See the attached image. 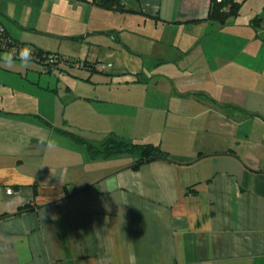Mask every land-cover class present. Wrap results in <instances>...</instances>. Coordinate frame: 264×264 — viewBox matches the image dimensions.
Here are the masks:
<instances>
[{
    "label": "crops",
    "instance_id": "0c3cea01",
    "mask_svg": "<svg viewBox=\"0 0 264 264\" xmlns=\"http://www.w3.org/2000/svg\"><path fill=\"white\" fill-rule=\"evenodd\" d=\"M25 1L0 0L9 38L85 64L0 53V264H264V0L224 24L210 0ZM112 138L168 157L91 155Z\"/></svg>",
    "mask_w": 264,
    "mask_h": 264
},
{
    "label": "trees",
    "instance_id": "16d2710c",
    "mask_svg": "<svg viewBox=\"0 0 264 264\" xmlns=\"http://www.w3.org/2000/svg\"><path fill=\"white\" fill-rule=\"evenodd\" d=\"M74 1H78L81 3H89L104 10H112L121 13L126 11L121 2L122 0H74ZM241 6H242V2L236 0H210L209 10L207 12L206 19L211 21H216L219 24H224V22L228 18L238 16ZM1 29H2V36L7 41V46H10L14 43H19L11 40L8 34L5 32V30L2 27ZM6 49L7 48H3L0 50L6 51ZM32 49L35 51V56H36V58H33L32 60L38 62L41 65L46 66L47 68H49V70H58V69L67 70V68L72 67L75 62H80L81 63L80 67L84 66L85 64V62H81L78 59L75 60L65 55H60L57 52H44L42 50L33 47ZM49 54L59 55L60 57L65 58L67 60L66 61L67 63L63 66L48 64L47 59ZM88 149L91 152L92 156H102V157H109L111 155H115L118 153L138 152L139 158L132 165V168H138L143 163L149 162L153 159H158V158L167 159L168 157L166 153L162 152L155 145L128 143L125 140L116 139V138L106 140L104 143L101 144L99 148H96L91 144H88Z\"/></svg>",
    "mask_w": 264,
    "mask_h": 264
},
{
    "label": "rangeland",
    "instance_id": "374dc122",
    "mask_svg": "<svg viewBox=\"0 0 264 264\" xmlns=\"http://www.w3.org/2000/svg\"><path fill=\"white\" fill-rule=\"evenodd\" d=\"M34 2H36L35 3V6H33L32 1H31V3H27V1H25L24 4L20 6V8H22L23 12L26 15H27V11H29L28 17L30 18V20L31 19H35V20L40 21V22L48 21L49 19L51 21H53V20H59V18L57 16H55L54 14H51V11L49 10L50 9L49 0H35ZM35 7H36V10H33L32 11L31 8H35ZM33 12H35L34 16L31 15ZM26 15H25V17H26ZM45 35H47V34L39 33L37 35V38L40 39V40H47V39L50 38V37H47ZM32 36H35V35H32ZM40 40L38 42L34 41L33 43H35L36 45H42V47H44V48L45 47L51 48L54 45V44L51 43V41L48 42V43H44V42H42ZM35 44H24V45L32 48L33 46H35ZM36 47H38V46H36ZM0 53L3 55L4 53H8V52L5 51V50H0ZM58 53L60 55H65V56L70 57V58H73L75 60L78 59L75 56H69L67 54H62L60 52H58ZM13 61L14 62H21L22 63L21 59H13ZM35 62L36 61L31 60L30 64L31 63L34 64ZM73 68H75V67L74 66L69 67V69H73ZM75 69H78V68H75Z\"/></svg>",
    "mask_w": 264,
    "mask_h": 264
},
{
    "label": "built area",
    "instance_id": "2783aa9c",
    "mask_svg": "<svg viewBox=\"0 0 264 264\" xmlns=\"http://www.w3.org/2000/svg\"><path fill=\"white\" fill-rule=\"evenodd\" d=\"M3 48H7L6 49L7 52H14L15 53V59H20V55H21L20 50L21 49H26V48L27 49H31V51H32V59L36 58L35 51L32 48H30V47H28V46H26L24 44L14 43V44H12L10 46H7V41L3 38L2 29L0 28V49H3ZM66 61L67 60L65 58L60 57L59 55H54V54H49L48 55V59H47L48 64L57 65V66L65 65L67 63ZM73 66L75 68H79L81 66V63L80 62H75L73 64ZM95 67L97 69L101 70V69L104 68V65L96 64ZM7 192L10 193L11 190L8 189Z\"/></svg>",
    "mask_w": 264,
    "mask_h": 264
},
{
    "label": "clouds",
    "instance_id": "9594fccd",
    "mask_svg": "<svg viewBox=\"0 0 264 264\" xmlns=\"http://www.w3.org/2000/svg\"><path fill=\"white\" fill-rule=\"evenodd\" d=\"M20 59L24 66H28L32 60V51L31 49H21L20 50ZM3 58L6 63H11L13 62V59L15 58V53L14 52H8L3 54Z\"/></svg>",
    "mask_w": 264,
    "mask_h": 264
}]
</instances>
